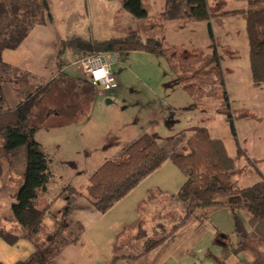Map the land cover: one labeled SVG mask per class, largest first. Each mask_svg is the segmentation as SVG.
Listing matches in <instances>:
<instances>
[{
  "label": "rangeland",
  "instance_id": "1",
  "mask_svg": "<svg viewBox=\"0 0 264 264\" xmlns=\"http://www.w3.org/2000/svg\"><path fill=\"white\" fill-rule=\"evenodd\" d=\"M33 1L39 4V0ZM208 2L211 10L216 13L248 7L246 3L237 0H209ZM115 3L121 5L119 1ZM143 3L148 16L141 20L134 19L122 7L120 8L112 38L136 34L146 37L154 36L162 40L163 33L161 31L155 33L153 30L162 28L161 23L168 24L163 19V10L161 11L157 4L153 5L148 0H143ZM82 10H84L83 6ZM37 19L39 21V17ZM238 19L241 18L234 16L216 18L212 24L238 143L246 156L237 157L238 145L231 134L226 116L220 113L223 109L221 99L223 88L214 70L215 65L212 60V50L209 48L210 39L205 22L188 23H197L195 32H191L192 29L178 31L180 24L170 22L175 24L174 35L177 41L164 43L165 55H152L139 51L109 55L111 69L117 83V88L113 91L102 89L99 92L94 91L84 82L86 79L84 74L72 62L70 67L74 72L73 81L68 78L63 86H61L63 78L58 77L54 82L50 81L49 90L40 95V100L37 97L28 122L29 125L38 128L35 138L41 146V151L48 156L52 173L48 189L41 194L38 202L41 208L48 207L44 219V232L39 235L41 239L53 232L52 211L61 207L65 201L61 191L67 186H72L80 193L74 197L75 199L80 196L86 199L84 193L89 177L104 162L120 160L124 148L140 134L149 132L154 125L156 134L152 136L159 143L183 133L192 135L195 130L206 127L212 138L224 142L228 155L234 159L235 170L232 175L234 187H249L254 182L260 181L257 178L259 176L257 168L261 159L257 156V149L262 144L260 139L264 138V85L256 86L252 82L245 19L244 21ZM132 21L135 22L132 23ZM48 24L52 22L45 23V25ZM75 24L78 25L57 23L55 26V35L58 39L55 45L50 47L45 58L48 62V71L53 74L59 71L57 54L61 38L68 40L79 34V37L85 39V35L78 32L79 23ZM37 25L41 24L35 26ZM64 27L66 31L62 35ZM232 38H235L233 43ZM4 64L7 68H0V75L6 106L13 108L25 99L27 94L41 86L43 81L28 72ZM77 77L84 80H79ZM50 107L67 112L77 109L81 112L77 115L79 120L56 118L48 120L47 114L54 112L59 114L58 111L52 112ZM158 112L163 115L156 119L155 117L160 115ZM168 161L167 164L173 167L175 181L169 178L173 176L165 170V175L153 178L149 182L155 186L161 184L168 190L160 194L159 188L152 187L153 200L148 199V193L141 202L135 218L130 219V231L122 235L126 238L127 234L130 235V249H124L126 252L137 254L140 252L141 244L147 239L146 237L141 239L143 232L140 228L154 224L150 221L152 209L149 203L159 205L160 208L156 210L155 215L161 214L163 219L170 220L171 216L180 218L183 204L180 207L173 206L172 209L162 207L163 204L179 203V200L167 195L177 194L185 182L184 174L170 160ZM0 166L2 172L0 194L7 196L0 201V229L19 235L20 230L9 209V203L23 183L24 156L22 152H18L15 157L9 159L0 154ZM243 176L246 177L241 180ZM161 195L167 197L161 198ZM157 207L151 208L157 209ZM224 211L225 214H216L218 211L215 210L211 215L210 219L214 221L212 224L215 227L213 228L215 237L217 232L235 235L230 212ZM164 223L166 228H169L166 232V236H169L167 240L173 244H182L183 240L179 233L186 224L191 222H187L180 230L172 232H170L172 229L170 224ZM24 245H28L31 251H28V248L24 249ZM34 250L32 243L21 244L13 250L16 255L15 260L7 261L6 264L24 261L29 258L27 252L31 253Z\"/></svg>",
  "mask_w": 264,
  "mask_h": 264
},
{
  "label": "trees",
  "instance_id": "2",
  "mask_svg": "<svg viewBox=\"0 0 264 264\" xmlns=\"http://www.w3.org/2000/svg\"><path fill=\"white\" fill-rule=\"evenodd\" d=\"M109 1H119L122 9L134 19L141 20L148 16L143 0ZM243 1L247 2L246 9L216 13L209 8L208 0H165L162 14L166 23L180 24L179 30L190 22H207L214 70L223 88V109L220 113L226 116L231 134L238 145L237 157L246 154L238 143L212 19L238 15L245 19L252 82L256 86L264 85V0ZM47 22H52L47 0H39V4L33 0L0 1V68H7L2 61L4 50L18 48L36 24L45 25ZM164 48L162 40L142 39L136 34L108 40L72 37L60 40L58 66L61 69L71 65V62L73 64L83 57L100 52L115 54L139 51L165 55ZM49 85L35 89L15 107L9 108L6 106L0 75V154L6 159L15 157L18 152L24 156L23 183L15 192L10 205L20 234L0 229V238L9 245L28 240L35 248L29 258L17 264H50L66 247L76 245L84 232L82 224L69 220V214L77 208L72 198L80 193L75 187L67 186L61 191L65 204L52 211L53 232L49 231L44 239L39 237L44 232L48 207L41 208L38 202L41 194L48 189L52 173L48 156L41 151L35 138L38 128L28 122L37 97L40 100V95L49 90ZM168 160L186 178L177 194L167 195L184 205L180 221L170 226V232L180 230L191 218L201 226L210 220L213 211L228 208L238 243H233L228 236L217 232L213 244H221V254L213 257L208 252L207 257H213L217 264H226L231 256H237L251 247L253 235L264 240V176L258 172L260 181L249 187L235 188L232 176L235 170L234 159L228 155L224 142L212 138L205 127L195 130L192 135L183 133L160 143L151 134H142L124 148L120 160L104 162L89 177L84 195L97 211L106 213ZM152 192L150 190L149 200H153ZM160 194H163L162 191ZM239 211H245L251 216L252 232L248 231ZM162 219L161 214L153 215L150 221L153 223ZM146 226L140 228L143 232L141 239L147 238L140 247V253L126 254L121 247L114 246V257L108 264H116L121 259L141 260L168 241L166 232L169 228L165 224H155L157 231L152 236H148Z\"/></svg>",
  "mask_w": 264,
  "mask_h": 264
},
{
  "label": "crops",
  "instance_id": "3",
  "mask_svg": "<svg viewBox=\"0 0 264 264\" xmlns=\"http://www.w3.org/2000/svg\"><path fill=\"white\" fill-rule=\"evenodd\" d=\"M47 1L52 15V24H48V25L43 24V25L34 26L17 49L5 50L2 53V60L4 63L17 68L20 71L28 72L30 75H34L40 78V80L43 82L41 83V86H39L38 88L50 84V81L54 82L55 79H58V77L63 78L62 79L63 82L61 83V86L64 85L63 83H67L68 78L69 80L71 79L73 81L72 74L74 72L71 71L70 65L64 66L61 69L59 68L58 71L59 73L57 72L58 74L56 72L53 74V72L48 71L49 70L48 62L45 60V58L48 52L50 51V47L54 46L56 39H58L55 35V29H56L55 26L57 23H61L65 25L73 24V26L78 25L75 23H79L80 28L78 32L82 33V35H85L84 36L85 39L108 40L112 38L111 35H113L115 31L114 27L116 25L117 15L121 8V5L115 3L118 1H109V0H47ZM148 1H150V3H152L153 5L157 4L158 7L161 9V11L163 10L165 0H148ZM237 1L247 4V2L243 0H237ZM82 6L84 10H82ZM246 8H241V9H246ZM234 17H239L241 18L240 20L244 21V18L241 15ZM216 18L221 19L226 17H216ZM216 18H213L212 21ZM134 22L135 21H132V23ZM205 23L207 28V22ZM161 25L162 28L160 29L154 28L153 31L155 33H158L159 31L163 33L162 41H164V43L169 41L176 43L177 37L174 35L175 34L174 31H176L175 24H171L170 22H168V24L166 25H164L163 23H161ZM196 26H198L197 23H191L188 24L186 28L178 31H185V30L189 31L192 29L191 32H195ZM212 27H213V32L215 34L213 24ZM64 31H66V27L62 29L61 32L62 35ZM245 31H246V22H245ZM76 35L77 36H73V37H79L78 36L79 34ZM139 36L142 39L155 38L154 36H150V37H146L144 35H139ZM234 40L235 38H232L231 40L232 43ZM57 60H58V54H57ZM76 72L77 71H75V73ZM77 78L79 80H84L82 78L80 79V77ZM84 82L90 85L91 88H93L94 91L96 92H99V90L101 89V88L93 87L89 82H87L86 79L84 80ZM50 110L52 112L53 110L58 111L59 114L56 112H54L53 114L52 113L47 114L46 118L48 120L56 118V119H65V120L70 119L73 121H77L79 120L77 115L81 113L77 109H74L72 112H67V111L56 110L55 107H50ZM162 115L163 113H160V115H157L155 118L157 119L159 117H162ZM154 128L155 125L154 127L149 129V132L146 133L155 135L156 132ZM139 136H141V134ZM260 142L262 144L261 146L260 145L258 146L259 149H257L258 152L257 156L259 159H261V161L258 164L259 166L257 170L264 176V146H263L264 138L260 139ZM168 162L169 161H166L160 169H158L157 171L146 177L143 181H141L125 198L117 202L106 213H101L97 211L88 200L83 198V196L77 197L76 199L74 198L73 203L76 205L77 208L69 214V218H70L69 220H71L74 223L82 224L84 226V232L82 233L81 238L76 245H71L66 247L55 259L51 261L50 264H108L110 260L114 257V246L121 247L122 251L124 249H130V235L127 234L126 235L127 238L122 235L126 231H130V219L133 220L135 218L139 205L148 195L152 187L159 188V190L162 191V193H166V191L168 190V188L161 186V184H156L155 186V184H150L149 182H151L153 178H158L165 175L166 174L165 170H168L171 173L173 177L169 176V178L172 181H175L173 175L174 174L173 167L167 164ZM164 177H168V176H164ZM245 177L246 176H243L241 180H244ZM257 178L260 180L259 176H257ZM165 183H167L166 180ZM255 183L256 182H254V184ZM165 197L166 195L165 196L161 195V198H165ZM4 198H7V196L4 194H0V201H3ZM149 204H150V209H152V213L150 215L153 216L156 214V210H158L160 207L159 205H152V202ZM10 205L11 203H9V209H10ZM156 206H158L157 209L151 208ZM173 206L180 207L182 206V204L178 203L175 205H170V204L162 205L164 209L166 208L172 209ZM224 210H228V212H230L228 208H219L216 214L218 213L225 214ZM183 211L184 210H182L180 214V218L183 215ZM239 215L244 221L248 231L252 232L253 229L251 228V216L245 211H239ZM171 218L172 219L170 220L162 219L154 222L153 225L146 226L148 236H151L150 234L153 235L155 231H157L155 229V224L157 223L165 224L164 222H167L170 224V226H172L180 221L179 217L171 216ZM188 222H191L190 223L191 225L186 224V226L179 233L181 240H183L182 244L178 245V243L173 244L170 241H166L163 245L148 253L141 260L134 261L129 259H121L117 261L116 264H217V262L214 260L213 257L220 256L222 251V246L221 244H215V245L213 244L216 238L213 230V228L215 229V227L212 224L214 221L210 219L201 226L196 224L193 218L189 219ZM209 223L211 225H209ZM17 227L19 228V226ZM221 234L223 236H228V238L233 243L235 244L238 243V239L233 233L230 234L221 233ZM253 237L254 240L251 244V247L249 249L243 250L237 256H231L226 261V264H264V240L256 237L255 235H253ZM122 239L123 241H121ZM29 243L32 242L28 240H20L15 245H9L0 238V264H6V262L10 260L14 261L16 257L15 253L13 252L14 248L20 247L21 244H29ZM23 248L24 249L28 248V251H31L28 245H24ZM123 252H125L126 254H130V252H126L125 250ZM208 252L211 253L213 257H207L206 254ZM32 253L33 252L31 253L27 252L29 256ZM139 253L140 252H137V254ZM18 262L19 261H17L16 264Z\"/></svg>",
  "mask_w": 264,
  "mask_h": 264
},
{
  "label": "built area",
  "instance_id": "4",
  "mask_svg": "<svg viewBox=\"0 0 264 264\" xmlns=\"http://www.w3.org/2000/svg\"><path fill=\"white\" fill-rule=\"evenodd\" d=\"M74 65H77L93 87L101 88L105 91H113V89L117 88L108 54L100 52L83 57L75 62Z\"/></svg>",
  "mask_w": 264,
  "mask_h": 264
}]
</instances>
